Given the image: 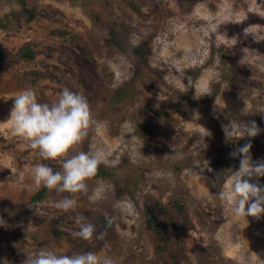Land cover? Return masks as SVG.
I'll return each mask as SVG.
<instances>
[{"label": "rangeland", "instance_id": "1", "mask_svg": "<svg viewBox=\"0 0 264 264\" xmlns=\"http://www.w3.org/2000/svg\"><path fill=\"white\" fill-rule=\"evenodd\" d=\"M131 2L0 0V48L34 53L0 62V264H24L47 245L114 264H264V216L238 218L218 194L239 168L234 149L249 141L253 161L264 160V0ZM32 70L45 75L33 80ZM64 87L87 97L97 121L76 151H102L108 163L87 193L47 189L33 201L44 187L32 168L62 169L12 135L10 97L32 89L51 104ZM138 119L170 137L138 136ZM232 121H255L257 142L232 132L228 139ZM66 196L76 199L74 211L55 207ZM179 200L184 232L159 252L146 225L164 229L162 205ZM78 216L104 239L75 237Z\"/></svg>", "mask_w": 264, "mask_h": 264}, {"label": "clouds", "instance_id": "2", "mask_svg": "<svg viewBox=\"0 0 264 264\" xmlns=\"http://www.w3.org/2000/svg\"><path fill=\"white\" fill-rule=\"evenodd\" d=\"M10 98H14V104L7 123L11 126L12 135L36 149L43 161H55L62 169L55 171L47 163H37L32 168L35 185L57 193L67 192L73 197L87 193V181L97 175L102 164L108 163L107 154L102 151H76L89 130L97 124L87 97L82 92L64 87L51 104L38 102L32 89L21 90ZM246 107L242 110L243 114H248ZM224 130L228 139L229 132L239 133L238 139H242L245 136L253 138L262 131L255 121H232L224 126ZM208 135L210 133L206 130L204 136ZM251 147L250 142L245 143L230 153L231 157L240 158L239 168L233 173L231 182L218 194L236 217L247 219L250 216L259 220L264 216V185L258 182L259 178L264 177V160L254 162ZM253 179L257 182H251ZM55 207L64 212L74 211L76 199L66 196L57 201ZM83 221V217H76L75 222L80 230L73 233L75 237L85 241L104 239L105 232L97 234L95 225ZM4 223L0 219V225ZM111 223L112 220L108 218V225ZM24 264H114V261L107 255L91 251L60 254L47 245L34 256H28Z\"/></svg>", "mask_w": 264, "mask_h": 264}, {"label": "trees", "instance_id": "3", "mask_svg": "<svg viewBox=\"0 0 264 264\" xmlns=\"http://www.w3.org/2000/svg\"><path fill=\"white\" fill-rule=\"evenodd\" d=\"M125 1L132 4L131 0H125ZM9 57H14L20 60H31L34 58V53L28 47V49L22 48L18 53L9 55L6 54V52H4L0 48V62L4 61ZM44 75L45 74H43L41 71H37V70L28 71L26 73V76L32 77L33 80H36ZM154 112H156V115L158 116V118H160L159 117L161 116L160 110L154 109ZM134 128L138 136L149 138L152 141L167 139L171 135V131H169L168 129L167 130L163 129L164 128L163 126L160 125L159 127H154L144 119L136 120ZM251 139H253V143L257 142L256 137H253ZM247 142L249 143V141ZM228 144L230 143H227L226 145ZM110 171L112 172V170ZM114 173L115 172H113V174ZM46 190H47L46 188L41 189L40 192H37L32 197V200L36 201L42 198L45 195ZM162 207L166 215L164 218V229L161 230L159 227H156V224L152 222L151 219H150V223L149 224L147 223L146 225V228H148L151 231L152 235L158 238L157 242L159 243V246L157 247V249L159 252H164L167 249L169 241L173 240L172 236L175 235L174 237H178V238L182 236L186 223L182 220L183 219L182 213L184 206L181 204V200L177 201L176 203L169 202V204H163ZM104 221L108 223V218H105ZM109 227H112V223ZM53 234L61 235V232L55 228Z\"/></svg>", "mask_w": 264, "mask_h": 264}]
</instances>
